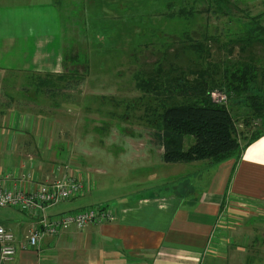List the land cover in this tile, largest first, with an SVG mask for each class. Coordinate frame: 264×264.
I'll use <instances>...</instances> for the list:
<instances>
[{
    "label": "rangeland",
    "instance_id": "374dc122",
    "mask_svg": "<svg viewBox=\"0 0 264 264\" xmlns=\"http://www.w3.org/2000/svg\"><path fill=\"white\" fill-rule=\"evenodd\" d=\"M100 1L88 0V9L92 11L93 7L95 13H99L97 8L103 6ZM124 1L121 9L125 10L129 1ZM141 1L136 0L138 4ZM223 1L202 0V11L197 14L190 32L182 29V25L174 20L162 19L164 15L154 24L146 22L147 25L138 29L140 34L148 32L149 37L139 41L136 39L135 44H139L136 47L135 44L129 46L131 38L126 35V20L119 24L115 20L111 22L109 16L118 11H108L109 16L103 14L102 20L101 17L95 18L94 14H87V9L85 14H80L78 25L76 19L66 14L69 28L65 33L64 55L71 51L80 55L79 72L83 77L82 83L66 91V98L53 97L56 94L49 95L47 89L46 92H39L30 88L28 93H24L22 84L26 82V77L18 75L15 79L20 78L21 81L16 82L14 75L10 80L12 73L9 74L4 83V91L16 98L12 103L18 109L13 111L12 118L22 119V124H31V128H22L21 132L36 131L37 142L42 138L46 146L44 158L49 166L51 163L67 161L78 172L92 174L93 180L98 181V187H92L89 192L47 207V214L62 213L110 198V203L115 205L119 199L127 197L125 195L148 192L152 187L167 192L173 177H178V180L181 176L189 177L185 174L186 167L164 161L162 144L155 136V130L159 128V104L164 98L162 94L157 95L140 88L137 77L150 79V76L155 77L152 72L155 73L158 66L170 69L172 63L179 64L180 61L194 67L199 59H196L197 52L190 45L198 42L212 50L214 62H219L222 67L218 77L220 81L229 71H235L238 60L248 61L250 58L260 66V77H264V44L257 43L245 55L240 52L239 44L231 46L227 35L230 29L234 36L239 32L238 17L247 21L263 13L264 0H225L229 4L228 10L223 7ZM153 2H157V5L160 3L159 0H150L149 4ZM124 10L119 9L126 13ZM230 16L233 21L228 24ZM217 34L219 37L214 41L213 36ZM227 49L233 50L229 52ZM220 92L227 95L226 101L222 103L231 108L237 120L238 132L243 138L264 129V122L260 119H251L246 126L244 121L248 109L243 107L245 103L240 99H231L230 95H234L232 92ZM214 94L218 96L220 93ZM9 124H12L10 118L7 119ZM193 142L194 137L187 136L185 148ZM29 153H35V150L22 155ZM195 174L196 171L193 176ZM200 187L196 186L194 190L197 192ZM31 218L28 212L16 207L0 206V223L6 227L10 225L13 231L22 229L27 233L33 224ZM258 219L264 223V214L258 216ZM256 232L264 237V226L262 229L258 227ZM262 244L255 238L250 243L256 254H259V246ZM228 246L232 247L231 243Z\"/></svg>",
    "mask_w": 264,
    "mask_h": 264
},
{
    "label": "crops",
    "instance_id": "0c3cea01",
    "mask_svg": "<svg viewBox=\"0 0 264 264\" xmlns=\"http://www.w3.org/2000/svg\"><path fill=\"white\" fill-rule=\"evenodd\" d=\"M81 1L0 0V172L17 169L31 154L35 174L43 181L54 164L68 163L49 166L42 138L37 142L36 131L21 132L31 124L12 118L18 110L14 103L6 107L1 103L11 73L10 80L13 75L26 77L22 91L28 93L35 89L32 74L64 72L66 14L78 25L80 14H85ZM5 96L16 99L7 92ZM8 118L13 125H7ZM178 165L186 167L189 177H173L167 192L152 187L125 195L115 205L110 198L68 209L64 212L112 205L117 217L84 229L71 224L59 235L44 238L39 249L19 246L13 260L0 264H262L264 237L256 229L264 226L258 219L264 214V132L246 146L240 159ZM77 176L88 185L83 194L98 187L92 174L78 172ZM196 186H201L197 192ZM14 232L21 243L25 233ZM253 238L263 243L259 254L251 248Z\"/></svg>",
    "mask_w": 264,
    "mask_h": 264
},
{
    "label": "trees",
    "instance_id": "16d2710c",
    "mask_svg": "<svg viewBox=\"0 0 264 264\" xmlns=\"http://www.w3.org/2000/svg\"><path fill=\"white\" fill-rule=\"evenodd\" d=\"M127 1H129L128 6L124 10L121 9L124 0H102L100 2L103 6L97 8L99 13H95L93 7L92 11L88 9L90 3L82 0L81 11L85 12L88 9L87 14H94L95 18L101 17L102 20L103 14L106 16L108 11H118L117 14L111 16L107 14V16L112 23L114 20L118 24L126 20L128 24L126 35L131 38L130 47L134 46L136 39L139 41L143 37H149L148 32L140 34L138 28L154 24L162 18V15L165 16L162 19L174 20L182 25V29L190 32L197 14L202 11V0H159L158 5L157 2L149 4L150 0H143L141 4L136 0ZM222 5L229 9V4L225 0ZM237 20L240 24L239 32L234 36L230 29L227 35L231 46L233 47L234 43L239 44L240 52L247 55V52H251L252 46L257 43L264 44V12L250 17L247 21L239 17ZM232 21L230 16L228 24ZM118 36L121 37L120 34ZM213 37L216 41L219 34ZM193 44L190 47L196 50V59H199L194 67L180 61L179 64L172 63L170 69L163 65L158 66L156 72H152L155 77L150 76V79L137 77L140 88L157 95L162 94L164 98L163 102H159L157 117L159 128L155 130L156 140L162 144L164 150L162 157L168 163L205 160L216 164L230 158L240 159L246 146L260 137L264 131L256 130L250 137L245 135L243 138L238 132L237 120L229 105L214 101L212 92L215 90H225L230 94L232 92L234 95H230L231 99L243 101L245 103L243 107L248 109L244 121L246 126L250 124L251 119H260L264 122V77H260V66L252 58L248 61L238 60L239 64L235 71H229L220 81L218 77L222 67L219 66V62H214L212 50L201 42ZM137 45L138 42L135 47ZM227 50L232 52L233 49ZM80 62L79 54L68 52L64 55L65 72L32 74L35 81L32 86L39 92L42 90L46 92L47 89L49 95L56 94L53 97L66 98L67 90L82 83L83 77L79 72ZM3 97L5 101L1 105L12 106V99L6 97L5 93ZM187 136H193L194 142L185 148Z\"/></svg>",
    "mask_w": 264,
    "mask_h": 264
},
{
    "label": "built area",
    "instance_id": "2783aa9c",
    "mask_svg": "<svg viewBox=\"0 0 264 264\" xmlns=\"http://www.w3.org/2000/svg\"><path fill=\"white\" fill-rule=\"evenodd\" d=\"M215 92L220 94L216 96ZM215 92H212L214 101H226L225 93L220 90ZM33 160L34 156L29 154L17 169L0 172V206L16 207L34 217L33 224L24 234L21 243L13 230L0 223L1 262L13 260L19 246L24 250L39 249L44 238L59 235L71 224L78 229H84L89 224L112 222L117 217L116 209L112 205L47 214V207L78 197L87 191L88 185L73 172L70 163L54 164L50 175L43 181L39 180L33 169Z\"/></svg>",
    "mask_w": 264,
    "mask_h": 264
}]
</instances>
